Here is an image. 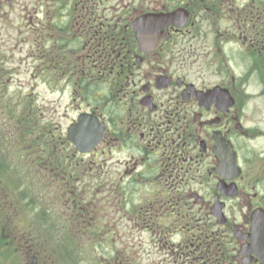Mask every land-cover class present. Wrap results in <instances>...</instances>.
<instances>
[{
  "label": "flooded vegetation",
  "instance_id": "1",
  "mask_svg": "<svg viewBox=\"0 0 264 264\" xmlns=\"http://www.w3.org/2000/svg\"><path fill=\"white\" fill-rule=\"evenodd\" d=\"M22 2L31 32H0V98L23 44L61 97L56 124L39 106L25 132L23 105L19 132L0 136V264H85L57 244L60 230L110 237L120 220L159 249L151 264H264V0ZM81 116L101 133L89 152L69 139ZM95 188L115 221L103 231ZM136 247L89 264H138Z\"/></svg>",
  "mask_w": 264,
  "mask_h": 264
},
{
  "label": "rangeland",
  "instance_id": "2",
  "mask_svg": "<svg viewBox=\"0 0 264 264\" xmlns=\"http://www.w3.org/2000/svg\"><path fill=\"white\" fill-rule=\"evenodd\" d=\"M8 1L11 2V5H9ZM22 1L24 0H0V32H2L1 31L2 29H5L6 36L10 34L13 37H18L20 35L19 31L17 32L18 26H21L22 30H25L26 36L30 35L31 28H29L30 22L28 21H31L34 18V16L33 14L26 13L24 10L22 11L21 9L22 3H23ZM31 1H34V0H31ZM6 14H8L7 19L5 18ZM5 21L9 22V27H10L9 31L7 30L8 24ZM0 51H2L1 44H0ZM33 51L31 52L30 44H23L21 46H18V49L15 50V53L12 55V57L7 56V60L5 61V64H6V68L8 69V73L10 74V76L8 75L6 76V80L8 81L6 90L7 89L8 90L5 92L4 101L2 100V98H0V122L2 119H6L8 116L7 107L9 103L7 104V101H12V103L14 105H17L19 109L22 108L23 105L25 106V109H27V107L31 109L32 113H29L28 115L23 110H21L22 112H24L25 118H29V117L31 118L35 113H37L36 111L33 114L34 108H39L40 106L42 108V111L44 112L43 117H45L46 119H49L51 115L50 113L52 111V107H54L56 99L61 97L60 94L53 93V91H51L50 89H47L45 85L43 84V81H48L51 79V76L49 74L46 73L45 75L41 76L40 79H37L34 77L35 63L33 61V56H30L33 53ZM23 58H25L24 61H23ZM25 98H27L26 99L27 101L24 103L23 99ZM70 103H71L70 95L65 94V96L62 97V100L60 99V101L58 102V110H59L60 115H63L66 112V109L68 108L67 106ZM2 107H4V114H3ZM68 114L70 118L76 117L75 112L72 110L68 111ZM53 117L54 116H52L49 119L51 120L52 125L56 124L55 117L54 118ZM67 121L68 120L65 121V125H68L69 122ZM12 128L14 130H19V126H16V125L13 126ZM6 133L5 132L0 133V136H4L6 135ZM25 171L26 170L24 169L23 171H21V173H25ZM4 175L6 178L12 177L13 175L14 176L13 178L18 180L19 172L9 171V172H5ZM15 185L19 186L20 182L16 183ZM29 186L27 187L26 192L30 190ZM36 187L38 189H41L39 188V185ZM24 188H26V186H24ZM33 189H34V186H33ZM48 192H49L48 190L42 189L43 194L48 193ZM99 193L100 191L98 190V188H95L94 192L90 191V195L88 197L90 201L89 210L91 211L92 214L98 215L96 218L97 220L96 223L100 227L96 225L95 226L96 228L101 229V231H103V228H102L103 226L104 228H106L107 226L105 225H109V223L112 224V222H115V221L112 218H108L104 216V213L101 209V205L99 202L100 200L98 196ZM104 195L105 197L112 196V194H109L108 191ZM41 197L42 195H40V198ZM36 203H38V200L36 201ZM57 214L60 215L61 212L58 210ZM59 215H56L55 218L57 217L58 218L55 222L58 224V226H61L64 221L58 220L60 218ZM47 217L45 218L44 216L43 219L44 221L46 219L45 223H50L52 216L50 217L49 215ZM47 228L50 230L49 226H47ZM111 229L113 230V232H111V234L114 233L113 235H111L110 237L108 236L99 237L100 242H102L104 245H108L107 248H104L101 252L103 251L114 252L115 250H118V251L120 250L119 252H121L123 250V247L125 246L126 253L122 254V257L124 258L129 253V250H130L129 246L132 244V242L136 241V244H137L136 249L138 248V244L141 245V250L138 251V254H137L138 264H151V263H156L160 260L161 254L158 251L159 249L154 248V243L152 242L151 238L147 234L138 235L136 238L131 236L132 234H130L131 227H130L129 222L120 220L118 221L117 226L115 225L111 226ZM58 231L59 229H57V232ZM92 234H95V230H92ZM59 236L62 238L63 244L67 246L68 251L71 250L72 252H73L72 247L74 244L73 240H75L78 243L82 241L85 242V245H83L85 246V248L82 251V255H81L82 258H80L79 262L87 261L85 262V264H89L90 262L98 261V258H96L95 253L90 252L91 250L89 246V242L94 237H98V236L90 235L89 237L87 236L84 238L85 236L84 235L83 236L84 239L81 237L72 238L69 235H67V232H65L64 230L63 231L60 230L58 237ZM99 236H102V235H99ZM105 238H107V240H105ZM78 252H79L78 248L74 249V255L77 254Z\"/></svg>",
  "mask_w": 264,
  "mask_h": 264
},
{
  "label": "trees",
  "instance_id": "3",
  "mask_svg": "<svg viewBox=\"0 0 264 264\" xmlns=\"http://www.w3.org/2000/svg\"><path fill=\"white\" fill-rule=\"evenodd\" d=\"M2 110H3V114H4V107H2ZM7 111H8V116L6 119H2L1 122H0V133H3L8 130H12L13 126H21V125H24L26 123L27 120L31 119L30 122H28V125L29 126H32L33 125V116L29 119L27 118L25 121H24V124H21L19 123V120L21 118V114H20V109H18V106L17 105H14L12 103V101H9V105L7 107ZM25 132H28V127H27V123L25 124ZM15 132L14 133H18L19 130H14ZM84 239V238H83ZM99 237H94L90 242H89V246H90V252H94L95 253V256L96 258H100V253L101 251L104 249L103 248V243L99 241ZM74 244H73V248L76 249L78 248L79 249V252L77 254L74 255V262H78L80 260L81 255H82V250H81V247L83 245H85V242L82 241V242H76L75 240H73ZM57 244L59 246H64L63 244V240L62 238L59 236L58 237V241H57ZM113 260V258H112Z\"/></svg>",
  "mask_w": 264,
  "mask_h": 264
},
{
  "label": "water",
  "instance_id": "4",
  "mask_svg": "<svg viewBox=\"0 0 264 264\" xmlns=\"http://www.w3.org/2000/svg\"><path fill=\"white\" fill-rule=\"evenodd\" d=\"M92 128L81 116L78 123L69 129L70 141L82 152H89L100 142L101 133Z\"/></svg>",
  "mask_w": 264,
  "mask_h": 264
}]
</instances>
